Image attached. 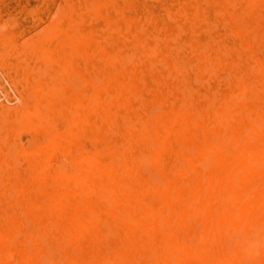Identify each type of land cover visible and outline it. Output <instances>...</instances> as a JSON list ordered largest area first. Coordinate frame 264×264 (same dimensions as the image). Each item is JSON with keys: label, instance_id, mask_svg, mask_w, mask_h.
<instances>
[{"label": "rangeland", "instance_id": "rangeland-1", "mask_svg": "<svg viewBox=\"0 0 264 264\" xmlns=\"http://www.w3.org/2000/svg\"><path fill=\"white\" fill-rule=\"evenodd\" d=\"M0 140V264H264V0H0Z\"/></svg>", "mask_w": 264, "mask_h": 264}, {"label": "bare ground", "instance_id": "bare-ground-1", "mask_svg": "<svg viewBox=\"0 0 264 264\" xmlns=\"http://www.w3.org/2000/svg\"><path fill=\"white\" fill-rule=\"evenodd\" d=\"M157 1V0H156ZM92 2V1H91ZM234 6V5H233ZM197 7V6H196ZM196 9V8H195ZM176 12V11H175ZM181 13V12H180ZM173 21V20H172ZM75 23V22H74ZM77 25H79V24H77ZM76 26V25H75ZM76 27H78V26H76ZM75 27V28H76ZM182 28V27H181ZM77 29V28H76ZM75 29V30H76ZM127 29V28H126ZM140 30V29H139ZM142 30V29H141ZM161 30V29H160ZM126 31H128V30H126ZM16 47V46H15ZM29 51H30V49H29ZM203 51V50H202ZM34 52V51H33ZM204 52V51H203ZM22 53V52H21ZM20 54H18L17 55V57L19 56ZM38 56V55H37ZM227 57V56H226ZM21 58H24V57H21ZM38 58V57H37ZM17 60H18V58H17ZM21 60V59H20ZM31 60V59H30ZM245 60V59H244ZM24 61V60H23ZM246 61V60H245ZM192 69V68H191ZM16 70V69H15ZM10 71H12V70H10ZM13 72H15V71H13ZM66 73V72H65ZM50 74V73H49ZM90 74V73H89ZM46 76V75H45ZM51 81V80H50ZM68 81H70V82H72L73 80H69L68 79ZM100 82V81H99ZM98 82V83H99ZM54 84V83H53ZM73 84V83H72ZM31 85V84H30ZM100 85V84H99ZM181 85V84H180ZM209 85V84H208ZM54 86V85H53ZM92 87H93V85H92ZM97 87V86H96ZM178 88V87H177ZM105 90H107V89H105ZM129 91V90H128ZM167 91V90H166ZM134 92H136V91H134ZM197 92V91H196ZM213 92V91H212ZM213 93H215V92H213ZM172 94V93H171ZM233 96V95H232ZM141 98V97H140ZM207 98H209V97H207ZM214 98V97H213ZM212 98V99H213ZM216 98V97H215ZM203 99V98H202ZM60 100V99H59ZM214 100V99H213ZM134 101V100H133ZM22 103V102H21ZM25 103V102H24ZM92 104H94V103H92ZM34 112V111H33ZM246 119H248V118H246ZM196 120V119H195ZM251 120V119H250ZM73 121V120H72ZM124 121V120H123ZM249 121V120H248ZM22 122V121H21ZM20 122V123H21ZM40 122H41V120H40ZM48 122V121H47ZM50 122H48V124H49ZM5 124V123H4ZM69 124H70V122H69ZM62 125V124H61ZM145 127V126H144ZM182 127H180V129H181ZM210 129V128H209ZM208 129V130H209ZM143 131V130H142ZM19 133V132H18ZM240 133V132H239ZM49 135V134H48ZM14 138V137H13ZM137 138V137H136ZM255 138V137H254ZM253 138V139H254ZM6 140V139H5ZM135 140V139H134ZM0 141H2L3 142V140H0ZM7 141V140H6ZM5 142V141H4ZM202 142V141H201ZM262 144V143H261ZM10 146V145H9ZM203 148V147H202ZM10 150H12V149H10ZM68 150V149H67ZM80 150V149H79ZM14 151V150H13ZM12 152V151H11ZM15 152V151H14ZM13 153V152H12ZM264 153V152H263ZM87 155V154H86ZM121 159V158H120ZM145 160H148V159H145ZM174 160V159H173ZM177 160V159H176ZM185 160V159H184ZM179 161V160H178ZM177 161V162H178ZM180 163V162H179ZM203 163V162H202ZM19 164H20V162H19ZM149 164V163H148ZM181 164H183V162L181 163ZM207 166V165H206ZM206 166H205V168H206ZM259 166V165H258ZM76 167V166H75ZM189 168H187V170H188ZM202 169H204V168H202ZM240 175V174H239ZM153 181V180H152ZM56 182V181H55ZM153 183V182H152ZM12 185V184H11ZM84 185V184H83ZM149 185V184H148ZM124 186V185H123ZM112 188V187H111ZM110 188V189H111ZM16 190V189H15ZM21 190V189H20ZM204 194H205V192H203ZM13 195V194H12ZM48 197H49V194L47 195ZM11 197V196H10ZM13 198V197H12ZM36 198V197H35ZM229 198V197H228ZM37 199V198H36ZM47 199V198H46ZM48 199H50V198H48ZM165 200V199H164ZM222 201V200H221ZM108 203V202H107ZM260 205H262V204H260ZM52 210V209H51ZM197 210V209H196ZM119 213V212H118ZM170 213V212H169ZM69 214V213H68ZM153 214V213H152ZM204 214V213H203ZM166 215V214H165ZM165 215H164V217H165ZM2 216V215H1ZM162 216V215H161ZM245 216H246V214H245ZM7 217V216H6ZM26 217V216H25ZM247 218V217H246ZM195 219V218H194ZM14 220V219H13ZM87 220V219H86ZM87 222V221H86ZM238 229V228H237ZM142 231V230H141ZM237 231V230H236ZM235 233V232H234ZM255 236H257V235H255ZM113 237V236H112ZM226 237V236H225ZM254 237V236H253ZM215 241V240H214ZM226 241V240H225ZM226 243V242H225ZM226 247V246H225ZM228 248H230V246L228 247ZM231 249V248H230ZM49 251H51V250H49ZM231 251V250H230ZM184 252V251H183ZM228 254V253H227ZM259 255H257V257H258ZM44 257V256H43ZM172 257V256H171ZM262 258V257H261ZM219 261V260H218Z\"/></svg>", "mask_w": 264, "mask_h": 264}]
</instances>
